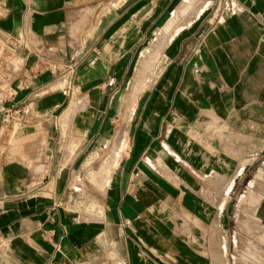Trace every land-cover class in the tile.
Masks as SVG:
<instances>
[{
	"label": "crops",
	"instance_id": "0c3cea01",
	"mask_svg": "<svg viewBox=\"0 0 264 264\" xmlns=\"http://www.w3.org/2000/svg\"><path fill=\"white\" fill-rule=\"evenodd\" d=\"M263 151L264 0H0V264H216Z\"/></svg>",
	"mask_w": 264,
	"mask_h": 264
},
{
	"label": "rangeland",
	"instance_id": "374dc122",
	"mask_svg": "<svg viewBox=\"0 0 264 264\" xmlns=\"http://www.w3.org/2000/svg\"><path fill=\"white\" fill-rule=\"evenodd\" d=\"M64 73V71H56L57 76ZM121 92H127V89H121ZM119 96L120 93H117L115 98H118L116 104L117 116L110 125L112 129L109 132V139H112L114 132L116 133L121 127V117L118 113ZM137 113L138 111L135 112L134 116ZM5 129L7 128L5 127ZM9 129L10 134L17 135L16 127L13 128L12 133L11 128ZM99 151L102 158L109 151V146L101 142ZM80 163L81 159L79 160V165ZM99 163L100 160L94 161L90 163L92 164L90 167H96ZM254 176L256 177L251 179ZM247 178L251 179L248 187ZM94 190L93 187L88 186L86 188L87 195H94ZM241 190L244 194L239 201H237L239 197H234L232 213L228 220L226 254H221L219 250L221 247L224 248V242L220 235L215 241L217 252L213 254V257L216 264H264V151L257 156V160L250 168V172L243 179ZM215 228L216 231H220L218 224Z\"/></svg>",
	"mask_w": 264,
	"mask_h": 264
},
{
	"label": "bare ground",
	"instance_id": "6f19581e",
	"mask_svg": "<svg viewBox=\"0 0 264 264\" xmlns=\"http://www.w3.org/2000/svg\"><path fill=\"white\" fill-rule=\"evenodd\" d=\"M187 1H188V0H187ZM183 2H184V1H183ZM184 6H185V5H184ZM191 7H192V6H191ZM200 9H201V8H200ZM186 12H187V11H186ZM186 12H185V13H186ZM194 12H195V11H194ZM174 14H175V13H174ZM190 14H192V13H190ZM175 15H177V14H175ZM189 16H190V15H189ZM191 17H193V16H191ZM177 19H178V18H177ZM174 20H175V19H174ZM189 20H190V19H189ZM175 21H176V20H175ZM182 22H183V21H182ZM168 23H169V22H168ZM171 24H172V23H171ZM166 25H167V24H166ZM163 27H164V26H163ZM161 29H162V28H161ZM163 31H164V30H163ZM177 31H178V29H175V30L173 31V33L171 34V37L174 36L175 33H176ZM154 43H155V42H154ZM147 51H148V50H147ZM137 77H138V76H137ZM130 119H131V118H130ZM121 132H122V131H121ZM120 134H121V133H120ZM122 134H125V133L122 132ZM118 136H121V135H118ZM123 136H125V135H123ZM118 138H119V137H118ZM118 138H117V139H118ZM122 138H123V137H122ZM119 139H120V138H119ZM121 140H122V139H121ZM121 140H119L120 143H121ZM110 142H111V141H110ZM123 143H124V142H123ZM111 144H112V143H111ZM118 144H119V143H118ZM121 144H122V143H121ZM121 144H120V145H121ZM109 145H110V144H109ZM118 146H119V145H118ZM122 146H124V145H122ZM109 147H110V146H109ZM112 147H113V149H114V145L111 146V148H112ZM116 147H117V145H116ZM111 148H110V149H111ZM113 149H112V151L115 152ZM115 149H116V148H115ZM117 151H118V150H117ZM110 152H111V151H110ZM115 156H116V153H115ZM117 157H119V156H117ZM119 158H120V157H119ZM119 158H118V159H119ZM115 161H117V160H115ZM110 166H111V165H110ZM112 167H113V166H112Z\"/></svg>",
	"mask_w": 264,
	"mask_h": 264
},
{
	"label": "built area",
	"instance_id": "2783aa9c",
	"mask_svg": "<svg viewBox=\"0 0 264 264\" xmlns=\"http://www.w3.org/2000/svg\"><path fill=\"white\" fill-rule=\"evenodd\" d=\"M69 91H70V87L62 90L63 94H67ZM0 244L1 245L4 244V241H2L1 238H0Z\"/></svg>",
	"mask_w": 264,
	"mask_h": 264
}]
</instances>
